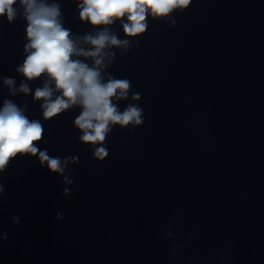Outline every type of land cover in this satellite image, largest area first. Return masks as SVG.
I'll return each instance as SVG.
<instances>
[{"label": "clouds", "instance_id": "9594fccd", "mask_svg": "<svg viewBox=\"0 0 264 264\" xmlns=\"http://www.w3.org/2000/svg\"><path fill=\"white\" fill-rule=\"evenodd\" d=\"M16 3L17 0H0V16L6 15L8 21H13L16 17L13 5ZM19 3L28 22L26 32L29 43L25 51H31L18 71L28 80L47 74L55 82L56 90L62 93L52 99L53 90L47 84L36 89L35 99L44 101L45 119L79 104L82 112L75 124L83 130L80 139L92 144L105 140L110 124L126 126L133 122L142 123V111L136 105H128L120 112L113 103V98L127 97L129 81L109 78L105 83L99 71L104 66L102 50L107 45L120 46L127 41L121 42L107 31H101L95 37L84 38L94 50L78 49L69 31L62 27L58 5H47L42 0H19ZM189 3L190 0H81L80 19L99 26L110 25L114 20L127 17L128 22L123 24V30L128 36H136L146 30L147 15L167 17L178 8H186ZM74 55L93 58L95 67L71 59ZM5 84L11 89L14 81L6 79ZM19 91L28 93L29 88L22 84ZM133 99H139V96H133ZM42 131L38 121H29L23 109L12 101H5L0 108V171L18 153L36 155L39 152L42 163L47 162L52 172L62 173L61 160L49 157L46 151H40L35 146L34 142L41 139ZM106 155L104 147L96 149L97 158L103 159Z\"/></svg>", "mask_w": 264, "mask_h": 264}]
</instances>
